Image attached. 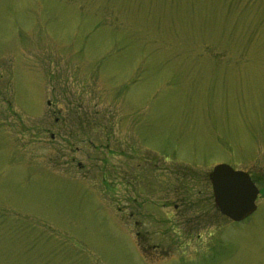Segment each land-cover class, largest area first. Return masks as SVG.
<instances>
[{
	"label": "rangeland",
	"instance_id": "obj_1",
	"mask_svg": "<svg viewBox=\"0 0 264 264\" xmlns=\"http://www.w3.org/2000/svg\"><path fill=\"white\" fill-rule=\"evenodd\" d=\"M0 264H264V0H0Z\"/></svg>",
	"mask_w": 264,
	"mask_h": 264
},
{
	"label": "water",
	"instance_id": "obj_2",
	"mask_svg": "<svg viewBox=\"0 0 264 264\" xmlns=\"http://www.w3.org/2000/svg\"><path fill=\"white\" fill-rule=\"evenodd\" d=\"M214 205L232 222H242L256 211L258 189L250 176L226 164L216 165L210 175Z\"/></svg>",
	"mask_w": 264,
	"mask_h": 264
},
{
	"label": "flooded vegetation",
	"instance_id": "obj_3",
	"mask_svg": "<svg viewBox=\"0 0 264 264\" xmlns=\"http://www.w3.org/2000/svg\"><path fill=\"white\" fill-rule=\"evenodd\" d=\"M131 167H132V166H131ZM131 173H132V168H131ZM175 175L180 176V174H175ZM180 181H182V175H181V177H180ZM132 184H133V183H131L130 186H131ZM179 185H180V184H179ZM131 188H132V187H131ZM161 207H165V205L163 204ZM176 207H177V206H174V209H177ZM135 225L137 226V223H135ZM136 236L139 237V234L137 233ZM141 239H143V238L141 237ZM141 241H142V240H141Z\"/></svg>",
	"mask_w": 264,
	"mask_h": 264
}]
</instances>
